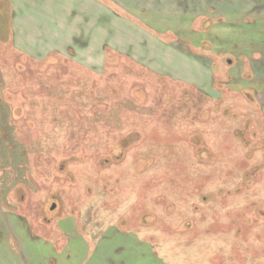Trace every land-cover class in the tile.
I'll return each mask as SVG.
<instances>
[{"label": "rangeland", "instance_id": "374dc122", "mask_svg": "<svg viewBox=\"0 0 264 264\" xmlns=\"http://www.w3.org/2000/svg\"><path fill=\"white\" fill-rule=\"evenodd\" d=\"M134 1L148 9L101 0L143 31L120 34L126 51L82 64L35 57L34 35L0 45L1 247L38 264H264V0Z\"/></svg>", "mask_w": 264, "mask_h": 264}, {"label": "crops", "instance_id": "0c3cea01", "mask_svg": "<svg viewBox=\"0 0 264 264\" xmlns=\"http://www.w3.org/2000/svg\"><path fill=\"white\" fill-rule=\"evenodd\" d=\"M141 2L111 0L110 3L127 14L137 13L138 9H148L146 4ZM148 3L150 4V1ZM14 5L15 15L14 8L12 9ZM101 6V0H0V45L9 44L15 36L19 38L34 35L35 39H39L45 45L47 51L44 54L39 52L38 55H34L35 57H46L52 52L69 54L73 51L76 53L73 57L74 62L82 64L84 59H79V55L83 53L87 58L89 55L99 57L101 46H109L114 51H126L119 48L120 34L121 36L129 34L128 29L132 27L143 32L142 29L110 8L105 7L103 10ZM16 17L20 25L28 23L27 28L32 32L25 33L23 28H15ZM124 30L126 33H123ZM103 31H107L105 35L108 36V40L105 41L107 45L102 43ZM111 35L115 37L113 42L110 40ZM0 264L38 263L30 258L25 261L17 252L7 250L6 247L3 249L0 244Z\"/></svg>", "mask_w": 264, "mask_h": 264}]
</instances>
